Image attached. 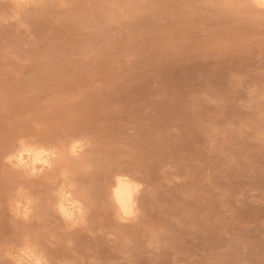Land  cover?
<instances>
[{
    "label": "rangeland",
    "instance_id": "obj_1",
    "mask_svg": "<svg viewBox=\"0 0 264 264\" xmlns=\"http://www.w3.org/2000/svg\"><path fill=\"white\" fill-rule=\"evenodd\" d=\"M26 147L50 167L9 162ZM27 254L264 264V6L0 0V264Z\"/></svg>",
    "mask_w": 264,
    "mask_h": 264
},
{
    "label": "bare ground",
    "instance_id": "obj_2",
    "mask_svg": "<svg viewBox=\"0 0 264 264\" xmlns=\"http://www.w3.org/2000/svg\"><path fill=\"white\" fill-rule=\"evenodd\" d=\"M17 1L20 2V1H26V0H17ZM256 1L260 5L264 6V0H256ZM77 149H80V147L77 146L76 150ZM50 157H51L50 153L42 152L40 149L26 147L20 152H18L17 154L12 153L9 156V162L21 168L26 167L33 171H41L44 168L50 167L51 165ZM132 180H130L127 177H124L123 175V176L118 177V179L116 180V183L114 182L115 188L113 191V199L115 200L118 206L121 216L125 219L131 218L134 216L135 208H136V196L138 194L137 192H139L138 185L135 184L136 182L134 183V181ZM76 209L77 208H75L73 205H69L68 207L63 206L61 210L59 211H61L62 213L66 215L69 213V215L71 216V213H73V211H75ZM79 212L81 213V210H79ZM23 214L27 216L28 212L24 211ZM72 219H75V218H72ZM70 220H71V217H70ZM27 255L28 257L33 259L34 264H43L41 260H39L38 258L34 256L35 254L34 255L27 254ZM28 263H31V262H27V263L20 262L19 264H28Z\"/></svg>",
    "mask_w": 264,
    "mask_h": 264
}]
</instances>
